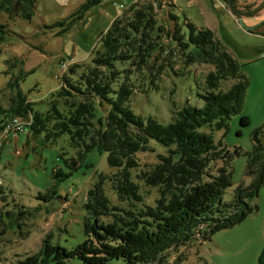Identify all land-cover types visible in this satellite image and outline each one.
<instances>
[{
    "label": "trees",
    "instance_id": "16d2710c",
    "mask_svg": "<svg viewBox=\"0 0 264 264\" xmlns=\"http://www.w3.org/2000/svg\"><path fill=\"white\" fill-rule=\"evenodd\" d=\"M18 1L20 9L16 15L29 22L35 0ZM104 1L84 0L67 17L43 29L56 30L54 37L63 36ZM131 1L128 0V5ZM223 1L235 14L234 1ZM10 2L0 0V11L11 13ZM122 15L119 14L120 17L100 35L98 48L93 51L89 64L66 68L59 77L58 90L38 109L33 108L19 91L18 82L22 77H9L4 87L9 92L8 105L0 104V133L8 131L7 127L19 119L33 137L43 134L45 141L53 142L66 135L70 145L82 156L91 150L104 152L108 166L124 165L126 168L135 166L134 155L145 152L152 140L166 149L165 155L159 156L157 165L141 173V177L147 185L162 191L166 189L169 194L158 200L153 208L148 207L134 216L128 209L118 211L111 207L102 196L98 182L87 191L93 199L92 207L86 204L83 209L91 222L83 223L81 242L66 248L52 244L49 237H45L37 254L25 256L14 264H176L168 262L171 244L177 247L196 241L193 238L196 235L204 240L214 231L240 222L254 210L247 201L256 197L259 186L264 185V148L258 140L260 131L252 134V150L246 164L252 181L246 187L237 186L226 204H221L220 198L231 186L230 162L240 151L236 148L229 153L222 148L221 141L216 145L210 134L199 131L202 127L221 129L231 117L240 114L248 86L240 72L242 65L236 63L207 30H198L185 22V37L183 27L171 13H168V23H173L172 31H163L150 6L140 8L133 4L127 14ZM5 27L0 25V41ZM162 37L167 43L162 44ZM173 49L179 50L186 67L211 66L205 75L204 93H197L202 107L187 104L165 125L153 118L134 115L126 105L133 94L134 72L147 76V86H157L158 70L153 61L157 56L167 60ZM224 81L231 83L226 90H221L219 85ZM248 123L244 116L238 120L240 127ZM216 161H221L222 165L213 167ZM69 166L72 170L78 167L73 159L69 160ZM67 175L55 172L54 177ZM128 179V175L122 174L111 180V184L117 192L124 190L132 197L128 200H136V187ZM159 193L160 196L165 194ZM51 196L54 192L38 195L37 199L48 201ZM217 206L225 209L228 215L217 217L220 212ZM98 214L109 215L112 219L99 221ZM5 215L9 217L8 213ZM257 264H264V226Z\"/></svg>",
    "mask_w": 264,
    "mask_h": 264
},
{
    "label": "rangeland",
    "instance_id": "374dc122",
    "mask_svg": "<svg viewBox=\"0 0 264 264\" xmlns=\"http://www.w3.org/2000/svg\"><path fill=\"white\" fill-rule=\"evenodd\" d=\"M83 1L36 0L29 22L16 15L20 9L18 0H11V13L0 11V25L6 26L0 41V104L3 107L8 105L9 96V92L4 89L5 84L9 77L18 75L22 77L18 89L26 101L35 109L41 107L49 95L59 88V63L70 58L67 69L75 64L88 65L93 51L98 48L100 35L114 19L120 17L119 14L126 15L129 6L133 4L140 8L150 6L163 31H172L173 23H168V13L177 17L185 37V22L198 30L209 31L239 65L238 61L245 62L247 55L256 53L253 47L263 40V36L250 31L252 18H244L240 23L234 21L231 6L223 0H133L130 5L128 0H105L63 36L54 37L56 30L43 29V26H50L67 17ZM233 1L237 5H244L246 0ZM263 5L264 0H259L254 9L250 4L237 6L234 16H243L248 11L255 12ZM262 20L260 17L259 22ZM162 38V44L167 43ZM153 62L158 70L155 76L157 86H147V76H142V72H134L133 94L126 102L134 115L153 118L165 125L187 104L202 107L203 102L197 93H204V79L212 69L210 65L194 64L186 67L177 49H173L172 56L167 60L157 56ZM240 72L248 82L240 114L231 117L221 129H199L200 132L210 134L216 145L221 141L220 145L229 153L236 148L240 151L239 156L231 159V186L222 193L221 204L231 201L237 186L246 187L252 181L246 172V164L255 130L260 131L258 140L264 148V95L261 94L264 90V59L245 65ZM230 83L221 82L219 87L226 90ZM241 116L249 121L244 127L238 124ZM5 131L0 133V264H14L25 256L37 254L45 237H49L52 244L66 248L81 242L83 223L90 221L83 208L86 204L91 208L93 202L87 191L98 182L102 196L111 207L118 211L128 209L134 216L140 211H146L148 207L153 208L158 200L169 194L166 189L162 191L161 188L147 185L141 177V173L157 165L159 156L165 155L166 149L152 140L148 142L145 152L134 155L135 166L126 168L124 165L108 166L104 152L91 150L82 156L77 148L70 145L66 135L47 142L43 134L33 137L25 128L17 133ZM71 159L78 165L75 170L69 166ZM219 165H222L221 161L213 163V167ZM55 172L68 175L54 177ZM122 174L128 175V181L135 185L138 196L136 200H128L132 197L124 190L117 192L112 186L111 180L118 179ZM160 191L161 194L165 193L164 196H160ZM50 192H54V196L48 201L37 199L38 195H49ZM247 203L254 210L240 222L214 231L204 240L196 235L193 237L196 241L191 240L177 247L171 244L167 252L168 262L257 264V256L263 246L264 185L259 186L256 197ZM217 208L220 209L217 217L228 215L225 209L220 206ZM21 211L23 213L19 215ZM98 216L99 221L108 222L112 219L109 215Z\"/></svg>",
    "mask_w": 264,
    "mask_h": 264
},
{
    "label": "crops",
    "instance_id": "0c3cea01",
    "mask_svg": "<svg viewBox=\"0 0 264 264\" xmlns=\"http://www.w3.org/2000/svg\"><path fill=\"white\" fill-rule=\"evenodd\" d=\"M258 2H259V0H246L244 5H237L236 2L234 1L232 4V7L234 10H236L237 6H246V4H250V6L253 8L258 4ZM35 4H36V0H35ZM232 15H233L232 17L234 18V21H238V23H240L242 21V19H244V18H248V20L250 18H252V20H251L252 26H250V28H249L250 31L255 33L258 36H260V35L263 36L262 42H260L259 45L253 47L254 48L253 50H255L254 52H256V53L255 54L252 53L250 55H247L248 57H247V60L245 62H242L243 60L238 61V62L242 65V67H244L247 64L257 62V61L264 59V20L259 22L260 17L262 19H264V5L260 6L258 9H256L255 12H249V11L244 12L243 16H234V14H232ZM248 20H244V21H248ZM243 29H245V28L243 27ZM260 52H262V54H259ZM244 63H246V64H244ZM261 94L264 95V90H263V92H261ZM262 97H264V96H262Z\"/></svg>",
    "mask_w": 264,
    "mask_h": 264
},
{
    "label": "built area",
    "instance_id": "2783aa9c",
    "mask_svg": "<svg viewBox=\"0 0 264 264\" xmlns=\"http://www.w3.org/2000/svg\"><path fill=\"white\" fill-rule=\"evenodd\" d=\"M121 8V6L119 7ZM71 60L68 59V61H62L59 63V66H58V75L59 77L64 73V71L66 70L67 68V65L68 63L70 62ZM25 126H24V123L19 120V119H16L15 122H13L10 127H9V131H5V132H12V133H17L18 131H22L24 130Z\"/></svg>",
    "mask_w": 264,
    "mask_h": 264
},
{
    "label": "bare ground",
    "instance_id": "6f19581e",
    "mask_svg": "<svg viewBox=\"0 0 264 264\" xmlns=\"http://www.w3.org/2000/svg\"><path fill=\"white\" fill-rule=\"evenodd\" d=\"M71 62V61H70ZM15 122V121H14ZM7 128H9V127H7Z\"/></svg>",
    "mask_w": 264,
    "mask_h": 264
}]
</instances>
